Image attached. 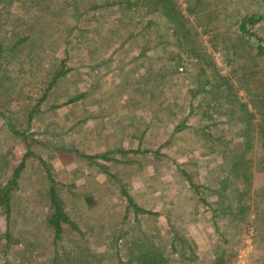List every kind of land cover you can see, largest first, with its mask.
<instances>
[{
    "label": "rangeland",
    "instance_id": "1",
    "mask_svg": "<svg viewBox=\"0 0 264 264\" xmlns=\"http://www.w3.org/2000/svg\"><path fill=\"white\" fill-rule=\"evenodd\" d=\"M120 1L0 0V188L29 151L9 221L0 210V264H134L150 241L165 247L167 264H212L222 253L264 264V57L238 31L262 5L176 0L224 86L159 11ZM253 30L264 42V13ZM248 140L249 210L239 232L214 224L198 194L214 197ZM106 153L109 160L84 156ZM42 161L77 226L63 224L57 240L45 224ZM123 190L151 213H134Z\"/></svg>",
    "mask_w": 264,
    "mask_h": 264
},
{
    "label": "trees",
    "instance_id": "2",
    "mask_svg": "<svg viewBox=\"0 0 264 264\" xmlns=\"http://www.w3.org/2000/svg\"><path fill=\"white\" fill-rule=\"evenodd\" d=\"M125 2L126 8L131 10V8H143L145 11H159L161 15L165 17V20L170 22V26L174 35H176V39L183 46L184 50L186 49L187 53L192 56L194 59H199L200 63L207 62V64L212 67V72L214 74H218L221 78V84L227 86V77H222L220 75L215 62L213 61L214 57L210 54H207V47L203 45L200 41H197L200 35L196 26L194 27L191 21H187V18L184 17V14L181 13L177 6L176 0H121L120 2ZM262 8L259 10L258 14H252L248 16L242 17L238 25V31L240 37L245 41H250L255 50L256 54L264 57V42H261L255 31L253 30L254 24L262 18L264 13V0H258ZM190 9V8H189ZM190 13H193L190 10ZM213 49L215 48L214 42L211 43ZM217 51V50H216ZM2 52V48L0 47V53ZM64 73V71H63ZM60 75V74H59ZM58 76L55 75L54 78ZM162 77H159L161 79ZM55 80V79H53ZM260 103L258 108V131L257 133L260 135L258 140L261 142L262 150L264 151V102L263 99H258ZM258 106V107H259ZM10 129L14 135L25 136L23 133H19L16 131L11 125ZM253 132H250V134ZM242 138L246 140V133L242 135ZM251 148L250 140H248V144H244V149H240V154L235 155L232 159V163H230L226 168V176L220 181L218 187L214 191V197L211 199H207L200 193L198 194V199L208 208L209 218L214 224H219L222 222H226V225L231 228H236L237 230L243 231L247 226L246 216L249 210L248 199L246 198L247 193L249 192V183H250V166L249 159L245 157L247 150ZM29 151H26L23 155L22 160L18 163L12 173V177L9 179L8 185L0 188V210L4 213V216L9 221L11 206H10V195L11 189L15 184L17 177L19 176L21 170L25 166V157L27 156ZM88 159L93 158H102L109 160L108 153L102 155H84ZM46 169L47 179H48V189L45 194L47 205L49 207V213L46 216L45 224L50 227L54 232V238L57 240L62 231L63 224H67L71 226L73 229H77L76 224L70 219L68 214L66 213L64 202L60 197L57 190V183L52 177L50 173L49 167L42 161L41 162ZM190 184L192 186V181ZM124 197L126 198L129 206L133 209L134 213H151L150 211H146L134 203L133 198L129 195L125 190L122 191ZM176 233V230H174ZM176 237L173 238L171 248L172 250H176V245H174V241ZM180 242L186 244L189 248V252L191 253L193 248L184 240V237L180 238ZM141 245H146L142 243ZM174 246V247H173ZM137 253L134 255L131 261L134 264H167L169 259L164 255L165 247L155 246L151 241L145 247H137ZM174 252V251H172ZM226 254L222 253L221 255L216 256L215 260H213L212 264H234L224 260ZM197 256L193 257L186 256L188 262L197 260ZM55 264V263H54ZM124 264V263H121Z\"/></svg>",
    "mask_w": 264,
    "mask_h": 264
}]
</instances>
